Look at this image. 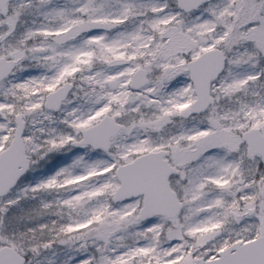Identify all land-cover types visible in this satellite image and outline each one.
I'll return each instance as SVG.
<instances>
[{"label":"snow or ice","instance_id":"snow-or-ice-1","mask_svg":"<svg viewBox=\"0 0 264 264\" xmlns=\"http://www.w3.org/2000/svg\"><path fill=\"white\" fill-rule=\"evenodd\" d=\"M0 264H264V0H0Z\"/></svg>","mask_w":264,"mask_h":264}]
</instances>
